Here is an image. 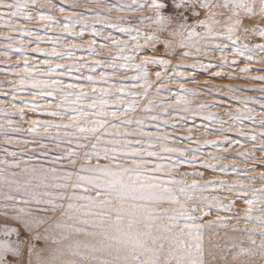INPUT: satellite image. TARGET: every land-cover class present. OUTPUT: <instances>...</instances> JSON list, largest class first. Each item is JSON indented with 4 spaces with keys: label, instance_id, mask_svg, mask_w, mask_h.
I'll return each instance as SVG.
<instances>
[{
    "label": "snow or ice",
    "instance_id": "6c2138e0",
    "mask_svg": "<svg viewBox=\"0 0 264 264\" xmlns=\"http://www.w3.org/2000/svg\"><path fill=\"white\" fill-rule=\"evenodd\" d=\"M0 77V264H264V0H0Z\"/></svg>",
    "mask_w": 264,
    "mask_h": 264
},
{
    "label": "rangeland",
    "instance_id": "374dc122",
    "mask_svg": "<svg viewBox=\"0 0 264 264\" xmlns=\"http://www.w3.org/2000/svg\"><path fill=\"white\" fill-rule=\"evenodd\" d=\"M29 26L31 27V25H29ZM257 67H258V65H257ZM0 79H2V77H0ZM199 82L200 83H203L204 82V78L203 77L199 78ZM214 83H216V84L231 83L233 85H239L241 87H246V88L247 87H258L259 86V85L247 84L246 82H244L242 80H238V81H228V80H224V81H215ZM250 94L256 95L257 93H250ZM233 135H235V134H233ZM201 138H203V137H201ZM248 146L249 145L246 143L245 144V147H248ZM239 150L242 151L243 149H239ZM234 154H235V152L233 151V152L228 153L227 155L231 156V155H234ZM256 155H257V157H260L261 154L259 152H257ZM225 162L227 163V162H230V161H225ZM244 166L245 165L243 163L240 164V167L241 168H243ZM209 178H211V174H206L205 179H209ZM221 199H223V197H221ZM208 219H215V215L213 214L212 216L208 217ZM233 223H235V222H233ZM241 227H243V225H241ZM94 239L95 238L92 237L91 235H84V234H76V233H73L72 236H71V238H70V241L69 242H71V241H84V240H87V241L91 242ZM65 243H68V242H65ZM66 258L67 257H65V259Z\"/></svg>",
    "mask_w": 264,
    "mask_h": 264
}]
</instances>
